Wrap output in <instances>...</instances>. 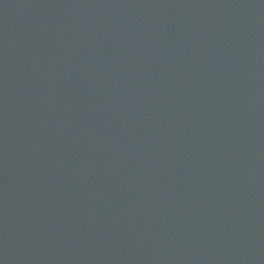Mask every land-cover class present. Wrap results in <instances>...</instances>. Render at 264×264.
Returning <instances> with one entry per match:
<instances>
[{
    "label": "water",
    "instance_id": "95a60500",
    "mask_svg": "<svg viewBox=\"0 0 264 264\" xmlns=\"http://www.w3.org/2000/svg\"><path fill=\"white\" fill-rule=\"evenodd\" d=\"M0 264H264V0H0Z\"/></svg>",
    "mask_w": 264,
    "mask_h": 264
}]
</instances>
